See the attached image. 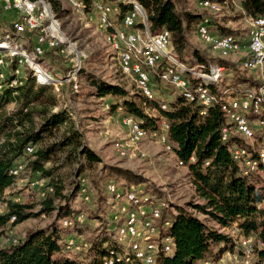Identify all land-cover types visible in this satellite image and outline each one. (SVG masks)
I'll return each mask as SVG.
<instances>
[{
	"label": "rangeland",
	"instance_id": "obj_1",
	"mask_svg": "<svg viewBox=\"0 0 264 264\" xmlns=\"http://www.w3.org/2000/svg\"><path fill=\"white\" fill-rule=\"evenodd\" d=\"M30 1L34 3L33 0ZM55 1L58 0H52V2ZM60 1L61 9H67L68 12L60 11L57 16L54 14L57 10L55 8L52 10L47 0L39 3L35 2L31 23L35 22L38 25V27H35V30L39 33L38 38L47 37L49 42H56V45H58L56 49L46 51V54L44 53L43 56L39 57L40 62H42L40 64H37V57L31 56L29 58L30 54L21 50L24 48L28 52L32 51L33 39L31 37L15 40L14 33L0 29V46L3 43L14 46L13 50L0 47V93L6 88L26 81L30 72L32 74L30 77H33L34 82L30 83L29 80L27 83L32 84L34 90L40 88L42 85L37 84L34 72L31 70L35 69L39 80L51 84L46 85V98H50L47 101L51 105L50 112L65 111L69 117L68 125L70 124L80 133L83 144L99 156L101 163L88 168L84 166L82 159L76 160V162L68 161L66 160L67 153L59 151L51 157V161L45 167L46 169L53 168L54 176L59 179L62 178L63 194L69 195L79 185V188L84 189L88 196V200L83 201L82 194L77 191L70 201L68 216L59 220L56 219V211L49 215L38 214L42 208V202L46 197L52 196L51 188L48 186L49 179L26 169L21 171L18 177H14V183L4 191L0 198V214L7 213V203L11 202L25 207V213L33 216L16 226H12L14 221L10 222L9 220L4 227L0 228V249L15 245L13 244L14 241L23 240L27 231H51L56 229L61 246L59 257L78 259L82 263H88L99 257L105 241L114 238V240H110L105 244V247L108 246L107 251L122 242L114 230V226H119L124 217L122 210L128 208L126 194H124L128 190L137 189L152 196L155 201L167 204V208L162 210L163 213L159 218H150L153 224L157 226H160L161 219H165L170 224L172 214L175 213L177 208L187 209L188 205L204 202L195 193L187 165H183L178 160L176 154L172 152L173 149L167 151L165 144L161 140H157L158 137L148 136L131 147L132 149L122 150V145L128 134L125 117H129L123 107L124 101L135 103L149 118L159 119L156 122V129L149 130L146 128L150 133L156 130L161 132L163 129L162 126L165 122L160 117V105L166 104L168 109V103L175 102L180 97L179 93L170 85L160 84L158 81L154 82L153 80L151 81L152 90L150 89L149 97L142 95L134 81L122 72L119 59L110 46V34L104 33V29L98 23L97 15L92 9L94 3H101L107 10L105 16L100 14L103 25L110 23V26H107L108 28L113 26L115 29H119L121 28V14L119 13L118 3L129 5L130 2L131 4L135 2L123 0L112 3L113 0H90L87 1L88 5L84 7L80 0H75L76 6L72 10L68 5V7L66 6L64 1ZM46 2L50 7H47V12L43 14L42 11L43 7L46 6ZM134 6L136 9L135 4ZM178 9L201 17L197 23L190 25L187 37L193 48L204 52L206 57L212 60V63H215L214 67H222L216 64L219 59H223L228 63H239L237 62L239 60L237 55L223 57L217 51H213L211 48L210 50L198 38L196 33L200 20L208 18L213 34L220 36V27H224L229 29L231 34L236 35L241 41L245 42L249 37L251 24L250 18L244 15L239 0H204L202 2L201 0H183ZM45 15L52 16L50 19L55 22L52 28L49 27V20ZM24 25L31 29V25ZM136 28V31H139L138 33L143 32L141 26L138 25ZM42 40L44 41L41 42L37 39V46H40V48L45 45V39ZM11 41H15L17 44L12 45ZM60 41L64 42L60 44ZM17 49H19V53H14ZM15 58H17V61ZM40 73L50 74V77L45 80L41 79L39 77ZM11 75H14L16 79L13 82H6ZM241 77L245 79L254 78L258 81V85H264V80L261 76L259 77L258 71H243L240 69V65L239 67L236 65L228 70L225 69L223 78L219 83L222 88L220 90L240 87V85H233L238 83L237 81ZM92 79L108 85L118 86L127 93V96L125 98L98 97L95 88L90 84ZM52 85H56L55 89L58 92H55ZM241 87L244 86L241 85ZM15 109L16 105L11 103L6 106L5 111L10 114ZM34 121L38 127L40 120L37 115H35ZM253 126L255 132L249 138H242L235 132L234 128L231 129V135H238L246 145H252L254 149L251 150V153L256 154L264 147V138L255 123ZM65 127L68 126H62L53 131L52 134L43 136V141L34 146V151L38 147L55 144L66 130ZM20 133L18 128L10 127L4 138L12 143L16 137L20 136ZM161 134H164V132H161ZM121 152H124V155L121 156ZM30 157V155H25L22 159L16 160V163L22 160L26 164V160ZM80 167L82 169L78 171ZM109 168L129 170L139 176L141 182L135 185H127L121 178L112 176L109 173ZM255 173L264 175V171L260 169ZM261 180L264 181L263 178ZM109 185L117 187L120 196L117 197V194H111L107 189ZM258 208L264 209V200L258 205ZM191 213L205 222L208 227L226 235L233 243L237 239L241 256H247L246 254L251 256L250 244L243 245L245 240L243 237L245 236H242L237 229L236 222H233L229 228L222 229L208 217L194 211H191ZM65 219H70L71 223L65 225L63 223ZM75 219H78V221ZM248 237L252 239L251 243L257 242L258 244L254 264H262L263 256L260 257L258 254L262 253L263 255L264 251V247L260 243L261 239H256L255 234ZM69 242L72 246L69 245ZM74 245L76 249H69ZM245 249L247 250L246 253ZM232 251H236L235 246L223 253H218L215 249L211 258L213 261H218L227 258V253Z\"/></svg>",
	"mask_w": 264,
	"mask_h": 264
},
{
	"label": "trees",
	"instance_id": "obj_2",
	"mask_svg": "<svg viewBox=\"0 0 264 264\" xmlns=\"http://www.w3.org/2000/svg\"><path fill=\"white\" fill-rule=\"evenodd\" d=\"M47 1L52 10L54 8L57 10L56 13L53 11L56 16L60 11L68 12L67 9H61L60 0ZM80 1L86 7L87 1L90 0ZM131 1L144 10L148 30L152 35L162 33L168 35V51L177 61L190 67L199 66L202 73L211 71V66H215V63H212L204 52L193 48L187 37L190 25L197 23L201 17L178 9L183 0ZM239 3L246 17H264V0H239ZM118 4L121 15L135 8L131 3L129 5ZM220 32L221 35L231 34V31L224 27H220ZM35 33L38 37L37 30ZM57 47L58 45L52 46V50ZM21 50L30 54L24 48ZM14 52L19 53V49ZM39 57L35 56L37 64L42 63ZM15 60L17 61V58ZM232 63L223 59L216 62L226 70L236 65L239 67V63ZM31 70L34 72L36 82L42 85L40 88L34 90L33 85L30 84L34 82L33 77H30L32 75L30 72V78L28 77L26 81H20L18 85L6 88L0 93V139H2L0 141V198L4 191L14 183L10 170L16 160L26 155V148L28 146L34 148L43 141V136L52 134L62 126H68L65 127L66 130L55 144L41 146L33 151L30 154L31 157L26 160L25 167L32 173L48 178V186L52 189H50L52 196L46 197L42 202V208L38 214L49 215L56 211V219L59 220L68 216L70 201L81 188L78 185L69 195H64L62 178L55 177L53 168L46 169V164L51 161V157L57 151L67 153L66 160L68 161L76 162L82 159L84 166L88 168L100 164L101 159L83 144L80 133L70 124L68 125L69 117L65 111L50 112L51 105L47 103L50 98H46V85L51 84L39 80L37 71ZM15 79V76L11 75L6 82H13ZM28 81L30 83H27ZM237 82L233 86L242 85L252 88L263 85H258V81L254 78L241 77ZM90 84L95 88L98 97L125 98L127 96V93L118 86L93 79ZM205 88L213 95H219V90L222 89L220 85L212 87L207 83ZM54 90L58 92L55 88ZM11 103L16 105V109L8 114L5 108ZM123 107L127 116H132L141 122L142 128L149 130L157 128L156 122L159 119L149 118L135 103L124 101ZM222 109V105L202 107L198 103L186 102L182 97L176 99L175 102L168 103L166 111L159 109L160 117L168 125L166 140L173 147L172 152L176 154L178 160L183 165H187L195 193L204 203L188 205L187 209L177 208L175 210L167 228L174 242V250L171 255L160 258L157 264H195L206 259L212 260L215 249L218 253L233 249V242L226 235L208 227L191 211L208 217L222 229L229 228L233 222H236L241 235L245 236L243 238L255 234L256 239L264 242V209L258 208L264 200V181L261 180L264 179V175L255 173L259 169L264 171V167L259 166L255 172L244 174V162L233 160L234 148L247 150L250 153L254 148L252 145H246L238 135H233L226 141L222 140L221 127H225ZM35 115L40 120L38 127L34 121ZM251 117L250 119L253 120L255 116ZM261 117L264 119V112ZM10 127L18 128L21 132L12 143L4 138ZM251 155L252 158H256V154L251 153ZM81 169L82 167L78 171ZM109 170L112 176L121 178L127 185L141 182L140 177L129 170L121 168H109ZM7 206V213L0 214V228L9 222L11 217L14 218L12 226H16L33 216L25 213V207L21 205L9 202ZM164 222L167 221L161 219V224ZM59 241L60 237L56 229L27 231L23 240L0 249V264H102V258L107 255L108 246L105 247V244L109 242L107 240L103 243L104 247L98 258L82 263L78 259L59 257L61 251ZM258 254L260 257L263 256L262 253Z\"/></svg>",
	"mask_w": 264,
	"mask_h": 264
},
{
	"label": "bare ground",
	"instance_id": "obj_3",
	"mask_svg": "<svg viewBox=\"0 0 264 264\" xmlns=\"http://www.w3.org/2000/svg\"><path fill=\"white\" fill-rule=\"evenodd\" d=\"M33 1L34 3H31L30 0H17V6L21 7V10L31 11V13H29L30 22L33 20L31 15L35 10V2L39 3L44 0ZM62 1H64L70 7V9L74 10L73 8L76 6L74 3L75 0ZM94 4V8L101 10L100 14L102 16L107 14L106 8L101 3ZM47 7L49 8L50 5L46 2V6L43 7V14L47 12ZM139 10L143 9L141 6L136 4V9L134 8V10L124 13L121 15V19H130V16L136 15ZM47 19L49 20V27L52 28L53 24L55 23L54 20L50 19V17H47ZM144 19H146L145 13ZM254 22L261 24L255 25ZM33 24L36 23L34 22ZM250 24L251 31L248 39L245 42L241 41V39L233 34L221 36L213 34L210 29L211 24L208 18H202L200 20L196 28V33L198 38L206 46L211 48L213 51H217L221 56L226 57L229 55H237L239 58L237 62H239L241 70L258 71L259 77L261 76L262 80H264V17L250 18ZM138 25L141 26V29L143 30L142 33H138L139 31H136V27ZM106 26H110V23H108V25L106 23ZM35 27H38V25L36 24ZM111 28V34L109 35L110 46L119 59L122 72L134 81L141 94V81L142 88H147L148 95H150L152 90V80L154 82L158 81L160 84H168L173 89H175L179 93L180 97H182V99H184L186 102L198 103L202 107H208V105H222V110L225 117L224 129L226 130L222 131L223 141L228 140V138L232 136L231 129L233 128L235 132L242 138L251 137L253 132H255L253 126L254 123L264 138V119L261 117L262 113L264 112V85L252 88H238L237 86L236 88L233 87L230 89L219 90V95H213L208 89L205 88V84L207 83L212 87H217L221 82L225 72L223 67H214L209 73H202L199 69V66L190 67L180 63L168 51V35L165 33L152 35L148 30L147 20L145 23V29L144 24L132 23V31L133 33H136L140 39H147L149 37L151 38V41H159L157 45V51L155 44H148V49H145L141 42H132V40H118V42H115V39H122L121 28L115 29L113 26ZM39 41L43 42L44 40L39 39ZM226 42H228L227 46ZM50 43L52 46L57 44L56 42ZM0 47H6V49L9 50L8 46L4 43ZM37 48H40V46H37ZM151 60H156V62L159 63L162 66V69H164V71L167 73L177 74L178 79H173L171 74L160 73L156 66H152ZM127 69H131V75H129ZM39 77L45 80L50 77V74L40 73ZM181 79L184 84H189L190 88H181ZM53 86L56 88V85ZM248 90H255L257 99ZM142 95L146 96L145 94ZM203 100L208 105L203 104ZM160 106L164 111L167 109L166 104ZM251 116H255L253 120L250 119ZM125 124L128 127V134L127 139L122 145V150H130L132 149L131 147L137 143H140L148 136L158 137L159 133H167L168 130V125L166 123H163V129L161 132H157L156 130L151 131L150 133L141 127L140 121L135 120L132 124L128 125L125 119ZM226 132L229 134L227 138ZM164 137L165 142L162 140L161 141L163 144H165L166 150L171 151L173 147L167 142L166 135ZM33 151L34 148L28 146L26 148L25 154L30 155L33 153ZM124 152L120 153L121 156L124 155ZM252 157L253 156L249 151L238 148H234L232 154L234 161L239 162L242 160L244 162V174L255 172L259 166L264 167V147H262L256 153V158ZM24 162L25 161H23V164ZM23 170L24 169L15 168L14 165L10 170V174L13 177H18L20 172ZM107 189L111 194H117V197L120 196L119 190L117 187L115 188L114 185L107 186ZM80 194H82L84 198L83 201L88 200V196L84 189H80ZM124 194H126V201L127 197H131L132 194L134 195L132 196L131 201L128 202V208H124L122 210L124 217L120 221L119 226H114V230L117 232V235L120 237L122 242L118 243L107 251V255L103 257L105 260H102V264H142L140 263V257L147 245L151 244L153 240L162 241L164 239L162 243L157 244L156 247H151V258L154 259V262H143V264H157L160 258L171 255L174 250V242L171 243V240L173 239L167 232V228L169 227L168 222H164L163 224H160V226H157L150 220V218H159L162 214V210L167 208V204L161 201H155L152 196H148L137 189L128 190ZM139 216H142V221H144V223L134 230L135 217ZM12 220L14 221L13 217ZM63 223L65 225H69L71 221L70 219H65ZM251 240L252 239L249 237L245 238L243 245L250 244ZM15 243L16 242L14 241L13 244ZM260 243L264 247V242ZM69 245L72 246L70 242ZM243 245L241 244V246ZM168 251L170 253L166 254ZM246 252L247 250L245 249V253ZM246 255L248 256V254ZM226 261L227 258H222L218 261L206 259L195 264H219Z\"/></svg>",
	"mask_w": 264,
	"mask_h": 264
},
{
	"label": "built area",
	"instance_id": "obj_4",
	"mask_svg": "<svg viewBox=\"0 0 264 264\" xmlns=\"http://www.w3.org/2000/svg\"><path fill=\"white\" fill-rule=\"evenodd\" d=\"M117 1H123V0H113L112 3H116ZM92 9L96 13L97 18H98V23L100 25H102V28L104 29V33L105 34H111V28H108L106 25H103V22L101 21V18H100V11L101 10H97L96 8H94V4H93ZM29 13H31V11H23V10H21V7L17 6V0H14V1L0 0V29H3V31H5V32H14L15 33V40L16 39L21 40L25 37H31L33 39V46H32V51L30 52L29 58L31 56H43V54L46 51L52 50V44L50 42H48L47 37H45V38L36 37V33H35V25L36 24H33L29 21ZM7 14H11V16L7 19L6 18L2 19L1 15H7ZM47 17H52V16H47ZM132 23L144 24V29H145L146 19H144V10H139V12H137L136 15H131L130 19H121L120 26H121V32H122V39H115V42H118V40H132V42H141V44L144 45L145 49H148V44H155V48L157 51V45H158L159 41H151V38H149V37L147 39L138 38L136 33H133V31H132ZM22 24H30L31 25V32H21V25ZM254 24L259 25L261 23H255L254 22ZM5 27H6V29H4ZM37 39H45V47L44 48H37ZM11 42H12V45L17 44L15 41H11ZM63 42L64 41H60V44ZM227 45H228V42H226V46ZM20 63H22V62H20ZM151 64H152V66H156L157 70L160 73L171 74V76H173V79H178L177 74L167 73L166 71H164V69H162V66L156 62V60H151ZM211 68L213 69L214 65H212ZM127 72H129V75H131V69H127ZM66 83H67V79H66ZM37 84H38V82H37ZM181 88H190V85L184 84V82L181 79ZM238 88H241V85ZM140 89L142 90V94H145L146 97L149 96L147 94V88H142V81H141ZM248 91H250L251 94H253L256 98L255 90H248ZM203 104H207V103L204 102V100H203ZM208 106H213V107L216 106L217 107L218 105H208ZM135 120H137V119L132 117V116H129V118H126L128 125L132 124ZM221 131H226L223 126L221 127ZM228 136H229V134L226 132V138ZM157 140H162L163 142H165L164 135L159 134ZM263 141H264V139H263ZM14 165H15V168H19V169H25V167H26V165L23 164L22 160L18 161ZM133 195L134 194H132V196ZM132 196L127 197L126 205L128 204L129 201H131ZM159 213H161V212H159ZM75 220L78 221V219H75ZM10 222H13L12 217L10 218ZM143 223H144V221H142V216L135 217L134 230L136 228H138L140 225H143ZM236 227H237V225H236ZM134 230H133V232H134ZM238 230H239V228H238ZM110 240H114V238L110 239ZM162 241L153 240L151 244H148L146 249L144 250L143 254L140 257V263L143 264V262H154V259L151 258V247H156V245L162 243ZM171 243H173V240H171ZM233 245L236 247V251L228 252L227 253V261L223 262V263H219V264H254V257L256 255V251H258L257 242L250 243L251 256H241V249H239V245H237V239L234 241ZM73 248L76 249V246L74 245V247L69 248V249H73ZM169 253L170 252L168 251L166 254H169ZM102 260H105V258H102ZM205 264H207V263H205ZM262 264H264V251H263V262H262Z\"/></svg>",
	"mask_w": 264,
	"mask_h": 264
},
{
	"label": "crops",
	"instance_id": "obj_5",
	"mask_svg": "<svg viewBox=\"0 0 264 264\" xmlns=\"http://www.w3.org/2000/svg\"><path fill=\"white\" fill-rule=\"evenodd\" d=\"M136 5V4H135ZM11 16V14H7V15H1V17H2V19L3 18H9ZM24 25V24H23ZM25 26V25H24ZM24 26H22L21 25V32H30L31 31V29H28L26 26H25V28H24ZM23 30V31H22ZM24 30H27V31H24ZM39 37V36H38ZM8 46V45H7ZM45 47V45H43V48ZM8 48H9V50H13L14 49V46H8ZM160 134V133H159ZM161 135H166V133H164V134H161ZM226 259V258H225Z\"/></svg>",
	"mask_w": 264,
	"mask_h": 264
}]
</instances>
